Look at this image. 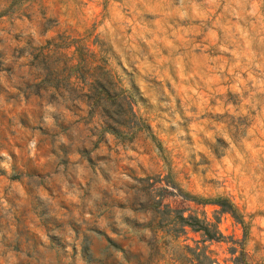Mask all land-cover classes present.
Wrapping results in <instances>:
<instances>
[{
	"label": "rangeland",
	"instance_id": "1",
	"mask_svg": "<svg viewBox=\"0 0 264 264\" xmlns=\"http://www.w3.org/2000/svg\"><path fill=\"white\" fill-rule=\"evenodd\" d=\"M0 152V264H264V0H0Z\"/></svg>",
	"mask_w": 264,
	"mask_h": 264
},
{
	"label": "trees",
	"instance_id": "2",
	"mask_svg": "<svg viewBox=\"0 0 264 264\" xmlns=\"http://www.w3.org/2000/svg\"><path fill=\"white\" fill-rule=\"evenodd\" d=\"M103 125H105L107 128H110L111 130H115V126H118L120 123L119 121L116 119V117L112 116L110 113H108V111L104 112L101 116ZM223 210L225 211H229L231 213H233L232 209H231V204L226 203V201H218V203ZM181 219V222L184 223V225H188L190 227H192V229L195 230H205L206 232H208V226L204 223L205 221L202 219H198L195 216H188L183 217L180 216L179 217ZM183 225V224H182ZM208 238H212V234L207 233Z\"/></svg>",
	"mask_w": 264,
	"mask_h": 264
},
{
	"label": "clouds",
	"instance_id": "3",
	"mask_svg": "<svg viewBox=\"0 0 264 264\" xmlns=\"http://www.w3.org/2000/svg\"><path fill=\"white\" fill-rule=\"evenodd\" d=\"M181 15H183V13H182ZM46 118H47V117H46ZM35 146H36V142H35V140L29 142V144H28V148H29V150H31V151H34V150H35ZM6 155H7V153L0 152V156H6ZM3 167H8V165H3Z\"/></svg>",
	"mask_w": 264,
	"mask_h": 264
}]
</instances>
